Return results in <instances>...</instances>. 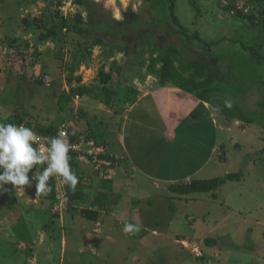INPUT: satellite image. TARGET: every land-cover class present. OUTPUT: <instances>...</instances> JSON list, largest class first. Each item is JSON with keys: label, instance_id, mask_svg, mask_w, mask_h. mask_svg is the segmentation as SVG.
<instances>
[{"label": "rangeland", "instance_id": "374dc122", "mask_svg": "<svg viewBox=\"0 0 264 264\" xmlns=\"http://www.w3.org/2000/svg\"><path fill=\"white\" fill-rule=\"evenodd\" d=\"M91 1L99 5L97 9L107 27L113 28L115 20L137 21L133 25L139 23L138 30L147 43L158 44L164 49L168 45L182 44L186 48L185 57L211 58L212 68H219L228 75L220 83L224 89L216 98L222 103L230 99L233 104L241 105L253 123L224 117L219 125L213 119L219 126L222 141L213 159L194 179L207 180L230 173L241 174V177L238 181L221 184L216 190L196 192L187 198L176 197L177 194L174 198L166 197L163 184L152 186L150 181V185L137 182L141 194L150 190L145 192L147 199L140 203H122L118 210V206H110L109 210L119 211L117 218L103 222V227L84 228V232H88L85 236L74 231V235L66 239V229L55 234L57 221L69 229L73 224L64 222L68 207L62 212L52 209L53 222L50 228L46 226L45 233L57 235L58 240L53 239L54 249L50 248V254H42L34 244L36 240L23 243L8 239L5 235L9 225L6 226L8 220H5L4 229L0 231V264H33L28 260L33 258H38L39 264H264V60L263 63H257L255 58L250 60L251 53L246 50V47H254L264 53V31L256 33V27L264 19V0ZM171 3L180 24L189 35L197 34L200 40H190L178 33L179 28L170 16ZM77 13L87 19L86 11L72 0H0V123L18 116L24 126L35 132L51 126L78 136H91L86 123L87 112L82 115L81 111L83 102L74 98L63 111L58 108L62 92L70 89L67 81L72 66L76 67L73 86L99 85L98 73L101 70L108 73L111 67L114 81L119 74L129 77L134 72H145V68L131 70L130 61L134 57L147 62L150 56L148 44L135 40L137 34L132 28H128L129 36L124 40L121 35L114 38L109 30L98 31L109 43L132 46L128 55L114 48L110 55L108 47L98 46L92 48L90 56L86 55L84 38L65 30L62 41L38 40L39 33L46 28L60 25L61 17L73 23ZM251 23L254 27H250ZM229 92L246 95L238 99ZM195 145L182 142L175 149H168L173 158L163 152L153 154L157 156L154 163H158V168H154L162 174L184 178L207 160L206 153H209L198 150ZM145 150L152 151V148L149 146ZM76 171L78 180L83 181L86 175H80L78 166ZM40 173H29L32 186L25 185L23 189L29 186L34 193L35 178ZM159 186L165 193L157 190ZM16 210L20 216L17 223L15 214L12 217L13 235L25 238V226L29 235L36 238L33 227H41V223L34 215L31 221L25 208L16 203V198L0 190V216ZM125 223L135 224L140 230L134 234L125 233ZM61 234L62 243L67 242L65 255H61ZM206 240L213 244L208 245ZM46 245L41 248H47Z\"/></svg>", "mask_w": 264, "mask_h": 264}, {"label": "crops", "instance_id": "0c3cea01", "mask_svg": "<svg viewBox=\"0 0 264 264\" xmlns=\"http://www.w3.org/2000/svg\"><path fill=\"white\" fill-rule=\"evenodd\" d=\"M112 82L108 84V87L115 92V97L108 107L89 97L78 98L79 102H83L82 115L87 112L86 123L90 135H94L97 140L107 145L111 154L116 157L117 164L112 176L102 180L94 176L89 164L78 163L80 175H86L88 180L81 181L83 187L81 200L73 201L70 205L68 203L69 210L67 209L64 214V222L66 224L72 223V229L64 227L63 223L57 221V229L53 230L56 234L66 229L68 231L66 232V239L74 235V231L83 235L88 234V232H84L86 228L97 225H102L103 227L107 220L111 222V218L116 219V215L119 213L116 210L122 203H140L145 201L148 197L145 192L150 190L143 191L144 194H141L137 182L142 185L143 183L150 185L148 182L150 181L152 186L156 183L163 184L166 193L161 186L157 190L162 189L166 197L174 198L176 194L171 192L169 187L176 183H189L194 180V177L201 170H204L208 161L213 159V155L218 148L217 145L222 141L220 139L221 131L216 122L218 121L220 125L221 121H223L224 116L221 112L216 111L208 103L195 100L191 95L173 84L160 85L156 77L144 71L131 73L129 77H124L122 74ZM246 94H249V89ZM229 95L236 98L231 93ZM182 142L184 145L189 143L190 145L197 144L195 146L198 150H205L209 153H206L208 155L207 160L201 166H198V164L197 168H194L184 178H177L174 174L170 176V174L160 173L157 169L158 165H156L158 163H154L157 156L153 154L163 152V154L170 157L172 154L168 149L177 147ZM149 146L152 151L145 150ZM140 153H143V155H140ZM149 153L152 154L150 155ZM171 157L173 158V156ZM159 175H162V177H159ZM138 178L140 181H138ZM7 188H9L8 191ZM5 189L3 191L11 193L16 198V203H20L25 208L27 217L32 221V216L34 215V218L41 223V227H33V231L37 234L36 238L29 235L31 233L25 226V238L22 237L23 239H20V237L14 236L12 231L15 224L12 223V217L15 214L17 223L16 219L20 216V213L16 210L10 211L4 217L0 216V231L4 229L2 224L6 222L5 220H8L6 226H9L5 235L6 237L8 236V239L12 238L13 241L14 239L21 240L23 243H34L36 240L37 243L34 244L39 247L40 252L42 254H50V248L53 247L54 249L53 239H56V241L58 239L55 238L57 235L54 237L52 233L47 235L45 228L46 226L47 229L48 227L50 228L53 222L50 216H52V208L55 201L42 199L36 195V190L32 193V189L29 186L26 189H21L20 187L15 188L12 185H6ZM186 196L176 195L179 198H187ZM110 206H113V208L115 206L118 207L113 211L112 208L109 210ZM29 210L31 211L29 212ZM87 210L90 213L96 212V215L89 213L88 216H85L84 211ZM47 212L49 213L48 216H44ZM49 230L51 231V229ZM15 233H17L16 230ZM51 236L53 237L50 239ZM60 238L61 255H65L67 242L62 243L64 241L62 234ZM45 243H47L46 247L49 250L41 248ZM80 252L81 250L78 253ZM28 260L33 261L31 262L33 264H39L38 258Z\"/></svg>", "mask_w": 264, "mask_h": 264}, {"label": "trees", "instance_id": "16d2710c", "mask_svg": "<svg viewBox=\"0 0 264 264\" xmlns=\"http://www.w3.org/2000/svg\"><path fill=\"white\" fill-rule=\"evenodd\" d=\"M73 4L82 8L87 13V19H84L81 13H77L74 17L73 23H68L65 19L61 17V24H53L50 27L46 28L45 31L39 33L38 40L39 41H47L49 39H55L57 41H62V31L73 32L76 35H80L84 38L83 43L85 46L83 47V51L86 55H91V50L94 47H108L109 54H113V48L119 52H124L125 54H130L132 46L125 45L124 47L120 46L117 43H109L105 41L104 38L98 35L99 30H109L111 31L114 38H119V35L122 36V40L126 39L129 36L128 28H132L137 35L135 40L137 39L139 42H146L145 36H143L139 28V23L135 24L137 21H132L130 23L127 22H119L113 21L115 26L113 28L107 27L105 19L100 15V12L97 8L99 5L92 3L91 0H72ZM170 16L172 18V22L178 26V33L186 36L187 39L190 40H200L197 34L189 35L187 29L180 24L175 12H174V5L171 3L170 7ZM249 23V22H248ZM247 23V24H248ZM86 25V28L83 26ZM250 25V24H249ZM250 27H254L251 23ZM257 31H264V19L260 23L258 27H256ZM122 30V31H121ZM123 34V31H125ZM120 31L122 33H120ZM92 33V34H91ZM258 34V33H257ZM264 34H262L263 36ZM149 42V41H148ZM135 43V41H134ZM147 43V42H146ZM148 49L150 50V56L147 62L144 60L137 61L136 57H134L131 63V70L134 71V68H145V72L149 75H153L159 80L160 85H165L167 83H171L174 86L178 87L179 89L185 91L187 94L191 95L195 100L205 102L210 104L213 108L219 109V112L226 118V119H243L248 124H252L253 120L252 117L245 114L237 103L233 104L231 109L225 108L224 103L219 101L216 98V95L222 92L224 89L220 83L226 80L225 78L228 75H225L221 72L219 68H212V60L211 58H207L204 56H198L197 58H189L188 56L185 57L183 52L186 51L185 47H182L180 44L178 45H168L165 49L160 48L158 44L149 42ZM263 49V47H262ZM246 50H249L251 56L249 59L255 58L257 63H261L264 60V53H261L262 50L259 51L255 50L254 47H246ZM139 53V52H138ZM137 61V62H136ZM264 62V61H263ZM262 62V63H263ZM218 64V63H217ZM113 66H116L115 63ZM75 65L71 68V73L69 75V79L67 83L70 85V89L68 91L62 92L59 100H58V108L59 111H63L66 109L72 102L74 98H81V97H89L94 100H97L104 104L105 106H110L114 97L115 92L108 87V84L113 81V70L108 73H105L101 70L98 73L99 78V85L87 86L84 84H79L77 86L72 85L73 81V72L75 70ZM122 70L119 69L118 72L120 73ZM120 76V75H119ZM120 79V78H119ZM118 79V80H119ZM119 82V81H118ZM220 84V85H219ZM230 94V92H229ZM233 94V92H231ZM236 98H241L245 93H237L233 94ZM7 123H12L15 125L23 124V120L21 117H16L14 119H9L6 121ZM37 133L46 135L49 137H54L58 135V129L54 127H46L41 128L37 131ZM72 134V139L78 137V135L74 132H70ZM85 137L94 138L96 137L93 135L89 136L86 135ZM70 159V166L72 170L76 171L78 163L73 160L71 154ZM44 169L43 164L35 165L34 168L29 172L32 173L34 171L42 172ZM76 173V172H75ZM241 174L238 173H230L223 177L207 179V180H200L194 179L189 183H176L169 187V190L177 195H190L196 192H210L216 190L221 184H224L227 181H238L240 179ZM49 185L51 186V192H49L46 196L40 195L42 199H47L49 201H54L55 199V192L53 190L54 182L53 180L49 179ZM66 189L68 191V202L69 205L76 200H81L82 198V185L81 181L76 185L75 190H73L69 185H66ZM53 204V203H52ZM85 216L89 215V211H84ZM92 215H96V212L90 213ZM90 218V217H87ZM94 220V219H93ZM208 245L213 244L211 241L206 240Z\"/></svg>", "mask_w": 264, "mask_h": 264}, {"label": "clouds", "instance_id": "9594fccd", "mask_svg": "<svg viewBox=\"0 0 264 264\" xmlns=\"http://www.w3.org/2000/svg\"><path fill=\"white\" fill-rule=\"evenodd\" d=\"M116 18L119 19V16ZM224 107L231 109L233 101L225 100ZM65 137L66 134L61 132L57 136L47 138V146L41 148L35 145L39 137L30 127L0 123V190H6L5 186L9 184L22 189L25 185L30 186L29 172L35 165L45 162L47 166L35 178L37 196H46L51 192L48 182L54 175L62 177V182L75 190L79 180L69 163L72 145ZM139 230V227L132 223H125L123 226L125 233L134 234Z\"/></svg>", "mask_w": 264, "mask_h": 264}, {"label": "built area", "instance_id": "2783aa9c", "mask_svg": "<svg viewBox=\"0 0 264 264\" xmlns=\"http://www.w3.org/2000/svg\"><path fill=\"white\" fill-rule=\"evenodd\" d=\"M61 132L66 134L65 138L72 145L69 154H71L74 161L77 163L89 164L92 169V173L99 179L104 180L112 176L117 160L116 157L111 154L105 143L100 140L84 136H78L75 139H72V134L68 130H58V134ZM35 133L39 137V139L35 142V145H39L41 148L46 147L48 144L47 138L50 137L37 132ZM43 165L46 167L47 162ZM74 172L77 171L74 170ZM50 179L54 182L53 190L55 192V202L52 209L54 212H62L68 207V191L65 184L62 182V177L54 175L50 177ZM82 180L86 181L88 178L85 176L82 177Z\"/></svg>", "mask_w": 264, "mask_h": 264}]
</instances>
